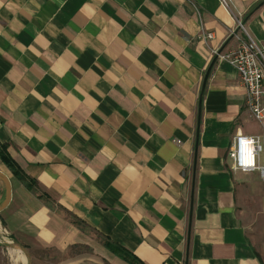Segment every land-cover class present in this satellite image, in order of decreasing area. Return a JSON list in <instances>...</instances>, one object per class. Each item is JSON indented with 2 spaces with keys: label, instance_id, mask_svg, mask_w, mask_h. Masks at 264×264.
<instances>
[{
  "label": "crops",
  "instance_id": "1",
  "mask_svg": "<svg viewBox=\"0 0 264 264\" xmlns=\"http://www.w3.org/2000/svg\"><path fill=\"white\" fill-rule=\"evenodd\" d=\"M239 20L264 48V0H0V142L36 181L0 157V264H264V177L230 155L264 123L211 51Z\"/></svg>",
  "mask_w": 264,
  "mask_h": 264
},
{
  "label": "built area",
  "instance_id": "2",
  "mask_svg": "<svg viewBox=\"0 0 264 264\" xmlns=\"http://www.w3.org/2000/svg\"><path fill=\"white\" fill-rule=\"evenodd\" d=\"M220 2L225 8L231 9V0ZM237 27L246 34L245 38L239 37L237 47L227 50L212 47L211 51L216 58L228 60L234 65L245 90L246 107L256 119L264 123V48L247 31L242 20L238 21ZM233 33L236 34L235 31ZM198 38L207 43L214 38V33L202 26ZM263 152L264 145L260 135L238 134L230 149L234 169L243 171L259 169L264 177V165L259 161ZM7 237L8 230L0 222V241H6Z\"/></svg>",
  "mask_w": 264,
  "mask_h": 264
},
{
  "label": "trees",
  "instance_id": "3",
  "mask_svg": "<svg viewBox=\"0 0 264 264\" xmlns=\"http://www.w3.org/2000/svg\"><path fill=\"white\" fill-rule=\"evenodd\" d=\"M0 157L3 162L9 167L13 174L20 179L28 188H36V181L27 175L21 166L16 162V160L8 153L6 144L0 142ZM40 196L48 197L47 193H41ZM105 244L112 251L126 259L131 264H144L134 253L126 249L125 247L119 245L118 243L106 240Z\"/></svg>",
  "mask_w": 264,
  "mask_h": 264
},
{
  "label": "water",
  "instance_id": "4",
  "mask_svg": "<svg viewBox=\"0 0 264 264\" xmlns=\"http://www.w3.org/2000/svg\"><path fill=\"white\" fill-rule=\"evenodd\" d=\"M208 76V73H207ZM206 76V77H207ZM194 170H196V163L194 165ZM0 179L5 183L6 186V197L5 200L0 204V212L9 204L12 197V182L7 173L0 169Z\"/></svg>",
  "mask_w": 264,
  "mask_h": 264
},
{
  "label": "rangeland",
  "instance_id": "5",
  "mask_svg": "<svg viewBox=\"0 0 264 264\" xmlns=\"http://www.w3.org/2000/svg\"><path fill=\"white\" fill-rule=\"evenodd\" d=\"M6 173H8L5 169H3ZM6 191L5 183L0 179V195H4ZM100 238V235L98 236Z\"/></svg>",
  "mask_w": 264,
  "mask_h": 264
},
{
  "label": "bare ground",
  "instance_id": "6",
  "mask_svg": "<svg viewBox=\"0 0 264 264\" xmlns=\"http://www.w3.org/2000/svg\"><path fill=\"white\" fill-rule=\"evenodd\" d=\"M5 172V171H4ZM6 173V172H5Z\"/></svg>",
  "mask_w": 264,
  "mask_h": 264
}]
</instances>
